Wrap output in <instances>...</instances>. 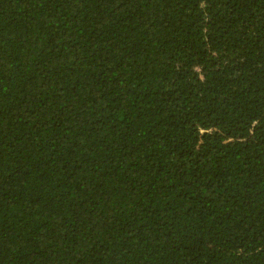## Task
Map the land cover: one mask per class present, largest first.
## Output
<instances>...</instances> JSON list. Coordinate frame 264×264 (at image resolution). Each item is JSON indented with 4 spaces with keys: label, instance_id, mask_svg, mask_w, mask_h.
<instances>
[{
    "label": "trees",
    "instance_id": "1",
    "mask_svg": "<svg viewBox=\"0 0 264 264\" xmlns=\"http://www.w3.org/2000/svg\"><path fill=\"white\" fill-rule=\"evenodd\" d=\"M0 264H264V0H0Z\"/></svg>",
    "mask_w": 264,
    "mask_h": 264
}]
</instances>
